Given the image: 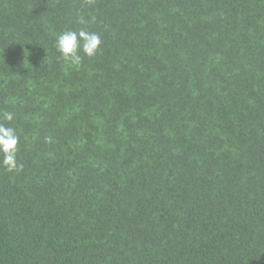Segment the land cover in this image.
Returning a JSON list of instances; mask_svg holds the SVG:
<instances>
[{
	"label": "trees",
	"instance_id": "16d2710c",
	"mask_svg": "<svg viewBox=\"0 0 264 264\" xmlns=\"http://www.w3.org/2000/svg\"><path fill=\"white\" fill-rule=\"evenodd\" d=\"M0 122V264H264V0H0Z\"/></svg>",
	"mask_w": 264,
	"mask_h": 264
},
{
	"label": "clouds",
	"instance_id": "9594fccd",
	"mask_svg": "<svg viewBox=\"0 0 264 264\" xmlns=\"http://www.w3.org/2000/svg\"><path fill=\"white\" fill-rule=\"evenodd\" d=\"M83 27L77 30H65L55 39V47L60 58L70 66H79L83 57L92 58L100 51L102 40L99 33L87 29L88 21L81 15L77 21ZM83 53V56L81 55ZM2 119L11 122L14 119L12 112H3ZM20 137L14 127L0 122V155L2 166L8 172H19L23 165L17 161Z\"/></svg>",
	"mask_w": 264,
	"mask_h": 264
}]
</instances>
